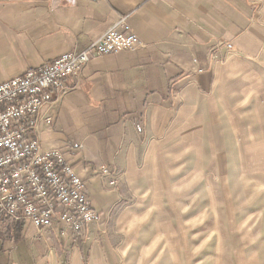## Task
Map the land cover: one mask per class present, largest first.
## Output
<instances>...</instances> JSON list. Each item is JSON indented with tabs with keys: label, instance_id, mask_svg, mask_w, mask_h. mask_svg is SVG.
I'll return each mask as SVG.
<instances>
[{
	"label": "crops",
	"instance_id": "1",
	"mask_svg": "<svg viewBox=\"0 0 264 264\" xmlns=\"http://www.w3.org/2000/svg\"><path fill=\"white\" fill-rule=\"evenodd\" d=\"M61 1L0 0V82L64 52L83 51L122 18L143 46L91 55L79 75L65 79V92L46 96L40 112L37 138L45 148L62 149L73 162L99 220L83 233L39 232L16 222L24 229L14 243L47 233L62 243L83 235L84 258L80 242H74L69 256L55 242L37 249L33 264H63V257L65 264H108L95 240L97 231L113 218L111 227L115 223L132 232L153 177L149 171L176 167L183 155L190 156L193 167L199 146L194 137L217 117L221 103L216 98L223 95L225 78L244 64L242 53H257L262 44L264 0ZM229 42L242 56L223 62ZM211 89L215 93L207 95ZM101 165L114 171L115 186L97 173ZM131 239L128 234L127 245ZM1 252L0 264H9ZM15 260L10 256V264Z\"/></svg>",
	"mask_w": 264,
	"mask_h": 264
},
{
	"label": "rangeland",
	"instance_id": "2",
	"mask_svg": "<svg viewBox=\"0 0 264 264\" xmlns=\"http://www.w3.org/2000/svg\"><path fill=\"white\" fill-rule=\"evenodd\" d=\"M223 48L232 52L222 55L223 62L241 55L231 42ZM242 54L244 64L225 78L216 98L217 117L194 137L199 146L193 167L183 155L176 167L149 171L153 177L132 232L111 227L113 218L97 231L108 264H264V38L257 53ZM3 228L0 251L9 264L10 256L15 264H33L37 249L55 242L67 256L74 242H80L83 258L88 253L83 235L64 243L52 233L25 236L17 245Z\"/></svg>",
	"mask_w": 264,
	"mask_h": 264
},
{
	"label": "built area",
	"instance_id": "3",
	"mask_svg": "<svg viewBox=\"0 0 264 264\" xmlns=\"http://www.w3.org/2000/svg\"><path fill=\"white\" fill-rule=\"evenodd\" d=\"M142 46L122 18L83 51L64 52L0 82V229L8 223L24 222L39 232L51 228L83 233L88 224L99 220L84 178L62 149L42 145L36 128L46 96L65 92V79L79 75L91 55ZM97 173L108 178L110 186L116 185L114 171L106 165Z\"/></svg>",
	"mask_w": 264,
	"mask_h": 264
},
{
	"label": "trees",
	"instance_id": "4",
	"mask_svg": "<svg viewBox=\"0 0 264 264\" xmlns=\"http://www.w3.org/2000/svg\"><path fill=\"white\" fill-rule=\"evenodd\" d=\"M24 229L23 223H11L6 229L5 237L11 239L13 242L17 243L22 238V232ZM0 237L1 233H0Z\"/></svg>",
	"mask_w": 264,
	"mask_h": 264
}]
</instances>
